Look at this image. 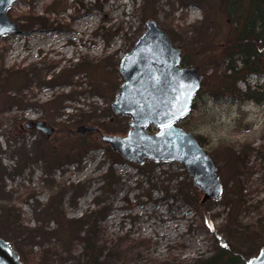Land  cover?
Masks as SVG:
<instances>
[{
	"label": "rangeland",
	"instance_id": "obj_1",
	"mask_svg": "<svg viewBox=\"0 0 264 264\" xmlns=\"http://www.w3.org/2000/svg\"><path fill=\"white\" fill-rule=\"evenodd\" d=\"M152 4V0L149 4L144 0H16L6 12L20 25V32L0 37V200L19 210L24 224H39L49 233L33 247L35 252L60 250L61 212L70 219L105 206L99 222L103 238L136 240L140 249V255L132 260L136 264H146L151 259L190 263L213 254L212 235L201 223L202 210L195 213L189 204L169 196L177 187L175 178L149 190L144 173L137 171L134 164L119 160L116 152L94 135L86 138V134H70L78 124L129 122L125 116L114 115L115 118L110 103L122 82L120 59L150 19L166 32L170 28L185 31L182 33L186 37L178 35L180 40L176 39L175 44H180L189 65L197 66L203 75V89L185 118V129L204 136L208 154L220 144L239 146L249 142L254 148L249 159L254 173L246 189L252 191L244 196V204L234 202L231 196L236 181L223 167L226 156H215L218 161L213 162L221 169L222 185L226 183L219 199L208 206L216 216L215 225L219 227L229 219L236 227L264 222V105L221 102L214 95L218 85L210 79L215 67L222 70L225 65L220 58L222 45L233 39L226 18L216 0H155ZM29 10L35 15L43 14L44 23L24 27L25 17L19 16ZM82 59L90 62L88 68L74 70L65 79H60L63 73L54 78ZM24 67L32 71V79L26 84L21 71ZM244 83L264 86V76L249 74L236 86L243 90ZM72 90H76V96L65 100L63 107L50 110L49 119L44 120L50 101ZM42 119L54 129L49 137L25 127L26 123ZM50 152L58 158L48 163ZM112 159H117L113 168L120 182L113 190L103 191L104 175ZM172 173L180 174L179 179L182 173L188 176L179 162L155 163L153 174L158 181ZM188 180L191 181L189 176ZM224 196L226 201L219 202ZM96 198L98 206L92 203ZM199 198L201 201L202 192ZM56 201L61 211L43 218L42 210ZM0 223L7 232V221L1 217ZM261 243L264 236L260 242L249 239V248L255 251ZM82 252L76 238L66 259L54 264H82Z\"/></svg>",
	"mask_w": 264,
	"mask_h": 264
},
{
	"label": "trees",
	"instance_id": "obj_2",
	"mask_svg": "<svg viewBox=\"0 0 264 264\" xmlns=\"http://www.w3.org/2000/svg\"><path fill=\"white\" fill-rule=\"evenodd\" d=\"M152 1V5L154 6L155 0ZM216 1L219 6L218 9L224 15V18H226V23L233 32V39L222 45L220 58L225 61L222 70H218L217 67H215L213 69L214 74L210 77V79L214 80L218 85V89L214 95L216 97L218 96L221 102L243 103L251 101L257 105H264V86L260 84L250 86L246 83L243 90H240L236 86L238 81H244L249 74L254 73L259 76H264V0ZM144 2L145 4H149L150 0H144ZM19 17L20 19L21 17H25L24 27L27 26V24L44 23L45 19L43 14L35 15L31 10L26 12L25 16L20 15ZM179 30L180 31L177 32L174 31L173 28H170V30L167 31L173 43H176L175 41L178 35H183V38L186 37L182 33L185 31H182V29ZM177 40H180V38ZM88 63L90 62L87 59H82L71 68L62 70L59 75L56 74L54 78L57 79L65 74L60 78L65 79L66 75L74 70H84L88 68ZM180 64L189 66L187 55H182ZM21 71L26 76L23 81V84H26L28 80L30 81L32 79V71L27 67H24ZM68 84L67 82L66 85ZM16 86L19 87L18 85ZM24 87L25 86L22 88ZM202 89L203 86L201 83L200 90ZM75 93L76 90H72L66 94H60V96L57 97L58 99L50 101L51 106L45 109L43 119L48 120L50 116L49 111L63 107L62 103L65 100L69 101L73 99L76 96ZM199 93L200 91L197 93L196 97ZM54 102H56L55 105H53ZM192 108H194V103ZM85 117L92 118L93 115H87ZM114 117L117 118L116 116ZM185 118L179 122V125L184 128L186 126ZM127 124H121L117 121L112 123L96 122L92 125L97 126L101 132L106 134L123 135L126 130H128ZM91 135L99 139L97 132L87 133L86 138H89ZM195 136L199 144L203 146L206 142L204 136ZM220 145L221 147L212 150L210 155L213 161H218L215 158L217 155L226 156V158L224 157L222 160L224 163L223 167L227 169L229 177L236 181L235 185L232 186L231 196L235 197L236 200H234V202L240 201L244 204V196L252 191L248 190L246 192V189L249 187V179L254 173L253 165L249 164L250 155L254 148L251 147L252 145L249 142L241 143L239 146H234L232 144ZM114 154L118 156L117 158L119 160L124 161L118 153ZM59 156H64V158L67 157L62 154H59ZM47 158L49 163V160L53 162L54 159L58 157L56 153L50 152ZM115 161H117V159H112V162L105 172L104 182L101 187L103 191L113 190L120 182V178L116 175L113 168V164L116 163ZM154 166L155 163L149 161H145L141 165L134 164L136 170L143 172L146 176V183L148 184L149 190L157 185V183L163 184L164 180H171L173 178L177 180V187L173 194H169V196L175 199L179 198L182 203L189 204L195 213L202 210L200 214L201 223L206 232L212 235L211 247L213 254L208 257L195 258L190 263L184 260L168 263L161 259H151L149 263L146 264H244L245 259L255 255L260 247L264 246V243H261L259 248L255 251L249 248V239H253L257 242L262 240L264 236V222L263 224L259 222V224L256 225L236 227L229 219L217 227L214 223L216 216L211 213L208 207L214 200L201 203L199 198L201 194L200 190L192 186L191 181L188 180V176L185 173H182L183 178L181 179L178 178L180 174L172 173L167 174L166 179H163L161 182L158 181L153 174ZM216 170L218 174L219 171L221 172L219 168H216ZM163 186L164 194L167 195V189L165 185ZM223 189H226V183L223 185ZM226 198L224 196L219 202H225ZM232 200L233 199L230 201ZM92 203L98 206L100 201L96 198ZM238 207H240V205H238ZM104 209L105 206L98 209H90L82 213L81 216L70 219L66 218L65 214L61 212L58 215L60 219L58 224V230H60V232H58V234L62 235L60 236V250L58 251V249L54 248L35 252L33 251V247L39 243L40 238L48 236L49 233L45 232L44 227L39 224L34 227L24 224L21 220L19 210H16L14 207H7L5 202L0 200V218L2 217L8 223L7 232L5 229L3 231V228L0 227V230H2V232L0 231V236L7 241L13 242L20 256V260L24 264H54L58 260L63 261L66 259V256L71 253L76 238H79V244L83 249V252L80 254L82 264H136L132 261L134 257L136 258L140 255V249L138 248V242L136 240L121 236L116 237L114 240L103 238L104 231L100 227L99 222L103 218L101 212H104ZM54 211H61L58 201L50 202L46 205L42 210L43 218ZM8 233H12V236H9ZM56 233L54 236H57ZM243 247L246 248L244 251H242Z\"/></svg>",
	"mask_w": 264,
	"mask_h": 264
},
{
	"label": "water",
	"instance_id": "obj_3",
	"mask_svg": "<svg viewBox=\"0 0 264 264\" xmlns=\"http://www.w3.org/2000/svg\"><path fill=\"white\" fill-rule=\"evenodd\" d=\"M16 0H0V37L20 32V25L9 19L6 11ZM182 50L172 44L167 32L154 19L145 22L143 33L123 55L119 86L111 110L115 115L129 117V129L124 135L100 133V141L132 163L144 160L158 163L176 161L182 164L192 185L202 192L201 203L216 200L222 192V183L211 156L194 134L176 125L190 110L200 89L202 75L197 66H181ZM184 108L181 116L180 109ZM171 123L170 130L164 129ZM46 135L53 127L37 120L26 124ZM155 127L150 133L148 127ZM91 125H78L72 133L96 131ZM0 264H23L11 242L0 237ZM244 264H264V247Z\"/></svg>",
	"mask_w": 264,
	"mask_h": 264
},
{
	"label": "snow or ice",
	"instance_id": "obj_4",
	"mask_svg": "<svg viewBox=\"0 0 264 264\" xmlns=\"http://www.w3.org/2000/svg\"><path fill=\"white\" fill-rule=\"evenodd\" d=\"M184 112H185V109H184V108H181V109H180V114H181V116L184 115ZM162 127H163L164 129H166V130H170L171 127H172V125H171V123H165V124H163Z\"/></svg>",
	"mask_w": 264,
	"mask_h": 264
},
{
	"label": "flooded vegetation",
	"instance_id": "obj_5",
	"mask_svg": "<svg viewBox=\"0 0 264 264\" xmlns=\"http://www.w3.org/2000/svg\"><path fill=\"white\" fill-rule=\"evenodd\" d=\"M30 127H31V126H30ZM31 129H34V126H32Z\"/></svg>",
	"mask_w": 264,
	"mask_h": 264
}]
</instances>
